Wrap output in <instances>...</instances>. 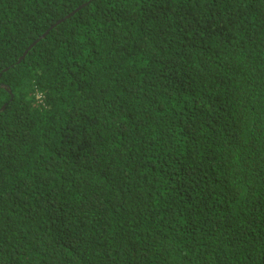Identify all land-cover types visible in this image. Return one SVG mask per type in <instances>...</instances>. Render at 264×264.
I'll use <instances>...</instances> for the list:
<instances>
[{"label": "trees", "instance_id": "1", "mask_svg": "<svg viewBox=\"0 0 264 264\" xmlns=\"http://www.w3.org/2000/svg\"><path fill=\"white\" fill-rule=\"evenodd\" d=\"M0 264H264V0H0Z\"/></svg>", "mask_w": 264, "mask_h": 264}, {"label": "water", "instance_id": "2", "mask_svg": "<svg viewBox=\"0 0 264 264\" xmlns=\"http://www.w3.org/2000/svg\"><path fill=\"white\" fill-rule=\"evenodd\" d=\"M26 53H27V52H25V54H24V55H26ZM23 57H24V56H23ZM23 57H21V59H22ZM21 59H20V60H21Z\"/></svg>", "mask_w": 264, "mask_h": 264}]
</instances>
